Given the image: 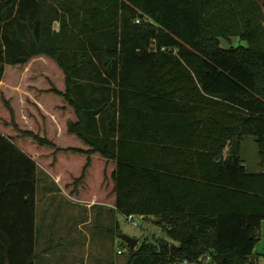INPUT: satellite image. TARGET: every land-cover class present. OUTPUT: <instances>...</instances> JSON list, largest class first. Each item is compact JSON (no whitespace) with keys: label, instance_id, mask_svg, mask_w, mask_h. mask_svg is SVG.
I'll return each mask as SVG.
<instances>
[{"label":"trees","instance_id":"1","mask_svg":"<svg viewBox=\"0 0 264 264\" xmlns=\"http://www.w3.org/2000/svg\"><path fill=\"white\" fill-rule=\"evenodd\" d=\"M263 23L260 0H0V264L36 259L37 163L154 221L125 264H258Z\"/></svg>","mask_w":264,"mask_h":264},{"label":"rangeland","instance_id":"2","mask_svg":"<svg viewBox=\"0 0 264 264\" xmlns=\"http://www.w3.org/2000/svg\"><path fill=\"white\" fill-rule=\"evenodd\" d=\"M54 27L57 29L56 25ZM234 43L236 44V41ZM8 77L9 75L5 76ZM4 82L8 83V80ZM16 90L18 95L12 94L11 100L20 103L23 90L19 87H16ZM7 119L8 117L1 119V122L8 121ZM241 156L248 171L260 169V158L252 137L244 139ZM37 164L42 174L37 175L39 180L35 197V228L38 238L34 264H125L129 250L127 243L120 238L121 234L136 238V246L145 239L163 236L153 220H140L136 217L137 222H130L111 208H102L104 210L100 211L98 208L88 210L83 207L80 214L84 221L87 220L82 229H78L76 224H73L74 217H71L75 213L78 214L77 209L68 206L69 203L57 195L54 196L55 200H50L48 190L58 187L59 184L54 182L55 178L40 163ZM44 172L48 173L47 178ZM119 250L121 253H118ZM253 252L258 257V264H264V222Z\"/></svg>","mask_w":264,"mask_h":264},{"label":"crops","instance_id":"3","mask_svg":"<svg viewBox=\"0 0 264 264\" xmlns=\"http://www.w3.org/2000/svg\"><path fill=\"white\" fill-rule=\"evenodd\" d=\"M55 25L57 26V24H55ZM106 122H107V128L109 129V119H107ZM252 171L254 172V171H258V170H252ZM38 173L42 174V171L39 168V166L37 168V175H38ZM47 174H48L47 172L46 173L44 172L45 178L48 177ZM37 179L39 180L38 176H37ZM54 182H56V184H57V180L56 179L54 180ZM47 194H48V196L51 195L50 200H55L54 196L57 195L62 200H64L66 203H69L68 206L73 207L75 210L77 209L76 211H78V214L75 213L74 216L72 215L71 217H74V220H73L74 223L73 224H76L78 229H82L83 224L86 223L85 221L87 220L86 219L84 221L83 218H82V215L80 214L83 211V207L88 209V210L89 209L96 210L98 208L100 211H101L102 208L107 209V208H111L112 207V206L107 205V204H99V203H94V202H85L84 203L82 201L75 200V199L71 198L69 195H67L59 186L54 188V189L52 188L51 190L49 189ZM35 197H36V194H35ZM36 204H37V201H36ZM50 204L51 203L49 202V207H50ZM35 210H36V205H35ZM102 210H104V209H102Z\"/></svg>","mask_w":264,"mask_h":264},{"label":"water","instance_id":"4","mask_svg":"<svg viewBox=\"0 0 264 264\" xmlns=\"http://www.w3.org/2000/svg\"><path fill=\"white\" fill-rule=\"evenodd\" d=\"M120 238L127 243L128 246H130L131 248H135L137 245V239L127 236L125 234H121Z\"/></svg>","mask_w":264,"mask_h":264},{"label":"built area","instance_id":"5","mask_svg":"<svg viewBox=\"0 0 264 264\" xmlns=\"http://www.w3.org/2000/svg\"><path fill=\"white\" fill-rule=\"evenodd\" d=\"M136 217H138V219H140V220L142 219L141 216H136V215H130V216L126 217L125 219L130 221V222H134L135 223V222H137ZM118 253H121V251L119 250Z\"/></svg>","mask_w":264,"mask_h":264}]
</instances>
